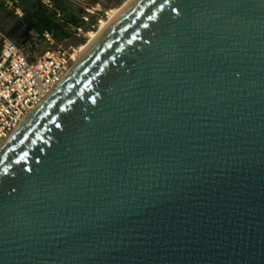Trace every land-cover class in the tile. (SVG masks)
<instances>
[{
  "label": "water",
  "instance_id": "1",
  "mask_svg": "<svg viewBox=\"0 0 264 264\" xmlns=\"http://www.w3.org/2000/svg\"><path fill=\"white\" fill-rule=\"evenodd\" d=\"M60 81L0 150V264H264V0H138Z\"/></svg>",
  "mask_w": 264,
  "mask_h": 264
},
{
  "label": "built area",
  "instance_id": "2",
  "mask_svg": "<svg viewBox=\"0 0 264 264\" xmlns=\"http://www.w3.org/2000/svg\"><path fill=\"white\" fill-rule=\"evenodd\" d=\"M27 2H38L49 11L54 9L55 3L54 0H0V5L14 10L21 19L24 17L22 4ZM83 5L84 12H90L86 4ZM53 11H56L57 20L65 23L64 15ZM78 17L88 20L84 13ZM67 29L74 34L82 32V27L70 25ZM38 39L39 43L50 46L41 56L28 53L25 47L0 30V143L49 94L73 63V53L52 49L56 40L51 33L44 32ZM33 45L38 46L36 42Z\"/></svg>",
  "mask_w": 264,
  "mask_h": 264
},
{
  "label": "rangeland",
  "instance_id": "3",
  "mask_svg": "<svg viewBox=\"0 0 264 264\" xmlns=\"http://www.w3.org/2000/svg\"><path fill=\"white\" fill-rule=\"evenodd\" d=\"M54 1L53 10L62 13L66 20H69L71 16L78 17L83 13L88 18L87 21L84 20L82 23V32H77V34L73 33L70 38L64 41H56V44L52 46V49L73 53V49L75 50L76 47L78 48L80 45H85L89 42L88 33L98 31L100 22L102 20H107L109 12L125 7L131 0H85L83 3L86 4L85 6L90 12H83V3L77 0ZM27 3V6L24 8L31 6L30 2ZM0 30L10 36L18 45L25 47L26 51L30 54L41 56L50 47L43 42L39 43L36 33L28 28L22 20L13 13L12 9L2 5H0ZM33 42H36L38 46L35 47Z\"/></svg>",
  "mask_w": 264,
  "mask_h": 264
},
{
  "label": "trees",
  "instance_id": "4",
  "mask_svg": "<svg viewBox=\"0 0 264 264\" xmlns=\"http://www.w3.org/2000/svg\"><path fill=\"white\" fill-rule=\"evenodd\" d=\"M30 4L31 6L27 8H24L27 6L26 3L22 4L24 17L21 20L38 36H42L44 32H49L54 36L56 41H64L73 35L67 27H70V25L77 28L82 27V23L84 22V20L77 16H71L69 20L65 19V23H61L56 18V12L49 11L38 2ZM82 11L84 12V10ZM13 13L15 14L14 10Z\"/></svg>",
  "mask_w": 264,
  "mask_h": 264
},
{
  "label": "bare ground",
  "instance_id": "5",
  "mask_svg": "<svg viewBox=\"0 0 264 264\" xmlns=\"http://www.w3.org/2000/svg\"><path fill=\"white\" fill-rule=\"evenodd\" d=\"M137 1L138 0H131L125 7L112 10L111 12L108 13L107 20H102L100 22L98 31L88 33L89 42L85 45H80L78 48L76 47V49L73 52V56H72L73 61H74V63H73L74 66L71 69L67 70L61 76V78H60L61 81H60L59 85L62 84L66 80V78L73 71V68L75 66L79 65L84 60V58L101 42V40L113 29V27L120 21V19L137 3ZM42 103L39 106H37L35 109L31 110L26 115V117L23 119L22 123L16 127L13 134L9 137V139H7V141L0 144V150L17 133V131L23 126V124L39 109V107L42 105Z\"/></svg>",
  "mask_w": 264,
  "mask_h": 264
},
{
  "label": "snow or ice",
  "instance_id": "6",
  "mask_svg": "<svg viewBox=\"0 0 264 264\" xmlns=\"http://www.w3.org/2000/svg\"><path fill=\"white\" fill-rule=\"evenodd\" d=\"M151 19V17H149Z\"/></svg>",
  "mask_w": 264,
  "mask_h": 264
}]
</instances>
